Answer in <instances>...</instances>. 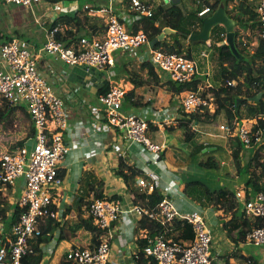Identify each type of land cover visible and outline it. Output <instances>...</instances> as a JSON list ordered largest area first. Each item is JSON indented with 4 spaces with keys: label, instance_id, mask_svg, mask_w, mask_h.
I'll list each match as a JSON object with an SVG mask.
<instances>
[{
    "label": "built area",
    "instance_id": "1",
    "mask_svg": "<svg viewBox=\"0 0 264 264\" xmlns=\"http://www.w3.org/2000/svg\"><path fill=\"white\" fill-rule=\"evenodd\" d=\"M3 1L17 7L33 8L43 0ZM107 1V5L96 9L90 5L84 7L90 15L108 16L105 33L101 37L89 38L85 35L76 46L67 47L57 41L58 29L54 28L46 30L45 42L37 51L20 38L0 44V107L7 104L9 108H18V105L24 102L35 128V135L30 139L34 141L32 149L25 146L13 152L3 153L0 157V188L11 187L18 179L24 180L23 196L17 203L23 211L10 236L0 241V264H22L25 256L34 253L33 242L41 236V224L44 220H59L62 216L57 208L60 196L56 189L64 183L61 165L69 155L71 147L65 142L63 134L70 132L71 128L65 103L40 71L39 61L43 55L70 67L80 65L98 72H107L115 65L114 54L117 51L136 54L137 50L148 46L149 58H143V61L151 62L165 81L182 85L191 82L199 74L195 61L183 55L154 50L145 32L132 33L136 22L154 16L158 0ZM72 2L74 1L56 2L54 9L60 14L68 10L70 14L67 15H73L78 9L67 8L73 6ZM173 2L174 0H162L164 4ZM208 13L210 8L203 10L199 16L203 17ZM257 13L260 22L259 33L264 39V0L260 1ZM126 93L123 87L117 86L103 93L99 99L102 109L97 118L102 122L103 129L117 130L129 146H144L151 154L152 161L158 163L167 148L149 138L147 120L123 110ZM178 97L183 114L196 113L203 108L214 109L213 100L204 97L201 92L187 91ZM169 113L170 110L162 113L164 118L161 124L171 120ZM218 128L223 136L238 138L247 147H257L256 152L259 151L260 155L263 152V132L260 129L254 131L253 120H234L231 123H223ZM74 133L77 138L74 144L79 148L85 146L86 143L81 141L80 127H76ZM136 182L137 187L147 194L161 187L157 173L140 176ZM162 194L164 199L156 211L137 205L130 212L141 218L148 217L158 221L165 228L159 237L145 236L148 244L144 250V258H152L157 264H214L213 234L204 217L197 212L183 213L177 207L173 196L178 199L184 196L179 190L168 188ZM233 199L242 204L249 217L258 218L260 221V225L247 234L245 244L248 242L260 248L264 247V191L256 194L254 198H247L245 191H237ZM88 215L100 229L108 231V238L93 249L71 248L68 259L74 264H108L111 255L110 232L118 222L123 225L130 224L128 214L122 209L119 200L94 199L89 204ZM176 219L192 226V241L166 239ZM133 259L137 262L139 255L135 253Z\"/></svg>",
    "mask_w": 264,
    "mask_h": 264
},
{
    "label": "trees",
    "instance_id": "2",
    "mask_svg": "<svg viewBox=\"0 0 264 264\" xmlns=\"http://www.w3.org/2000/svg\"><path fill=\"white\" fill-rule=\"evenodd\" d=\"M47 1L55 3L64 0ZM75 1H83L84 6L91 4L92 8L96 9V7L93 6L96 3L95 0ZM260 1L261 0H193L194 7H192L190 12H183L178 28L173 25L171 20L166 19L167 16H165L163 7L155 6L154 16L149 18V20L159 24V30L153 35L145 32L149 38V42L167 27L180 32L182 35L171 34L167 36L165 40L159 42L155 46L154 50H160L168 54L183 55L195 61L198 65L199 74L195 76L191 82L182 85L171 81L163 82V78L160 77V72L151 62L143 61L138 65L139 67H132V64H134L133 61L136 60L135 55L134 53L124 51L123 53L126 57H122L119 63L121 66L120 71L124 73L127 82L133 87L131 91L126 93L124 101L126 107L138 108L147 105V103L143 104V97L137 95L136 90H138V88H150L152 90L157 87L165 88L166 91L174 96H180L187 91L201 92L204 97L213 100L214 112H211L209 108H203L196 113H184L182 114L183 123L180 124V129H187L188 131L190 125H195L196 127L206 126L207 124L215 123L220 117H224L226 123H231L234 120L241 121L247 119L254 121V131L259 129L262 130L264 137V39L259 33L260 22L257 13ZM182 2L183 0L180 3L172 4L181 5ZM221 5L225 6L228 17L239 27V30L235 32L236 44L238 38H240L241 31H250L254 34L257 33V45L253 52L236 45L239 53L244 57L242 60L237 58L232 53L230 47L225 44L226 30L223 26L218 25L212 29L208 42H191L189 40L191 34H198L202 31L203 20L212 16ZM84 6L73 15L59 17L50 27L51 30L54 28L58 29L56 39L67 47L76 46V44H78L79 40L84 36L82 31L88 30L87 33L93 36L97 33L100 35L104 34L106 23L104 24L98 17L90 15L88 11L84 10ZM206 8H210V13L200 18L199 14ZM127 9H129L128 6ZM189 16L202 19L200 31L192 32L188 27L185 28L186 26L181 24L185 22L186 18ZM140 22L141 21L134 24L132 33L135 34L139 31ZM13 39V36H1L0 44L11 42ZM146 48H148V46H146ZM211 50L213 52L212 59L216 60V67L218 69L216 76L212 78V82H210L211 78H208L211 75L208 74V70L206 69L207 65L205 58L207 57L204 56V54ZM201 60H204L205 63H202ZM128 67H131L132 70H129ZM145 71L146 78L144 77ZM203 79H209V83L203 81ZM229 83H233L234 85H229ZM108 90L109 88H106L102 94L106 93ZM258 97L259 100H254V98ZM15 111L25 112L31 120L29 112L24 107H22V109L19 107L9 108L7 104H4L0 107V124L8 121ZM168 129L172 131L173 128L168 127ZM34 135L35 128L31 121V131L27 139H32ZM189 137L191 136H187L188 143L194 146L192 155L202 157L200 166L209 170L219 169L220 165L212 157L213 153H202V151L208 147L203 143L198 144L193 142L195 138ZM27 143L28 141L26 139L18 141L11 146L10 152L25 147ZM234 145L235 148L233 147L232 156L237 169L239 172L246 170L249 173V179L245 184L246 197L254 198L256 194L264 191V162L261 159L260 152L257 151L251 158L247 170V168L243 166L242 152L244 144L241 143L238 138H235ZM116 175L127 184V190L134 193L135 205L144 206L151 211L157 210L159 204L164 199V195L160 189H156L152 193L147 194L133 187L135 178L143 175L141 171L127 165V163L121 159ZM80 184L81 187L78 197L75 199L74 203L68 207L66 213L62 214L61 218L65 219L71 211H76L80 220L79 224L75 227L77 230L84 229L92 235L91 241L86 245H81V248L93 249L103 242L104 239L108 238L109 233L107 230L100 229L90 216L87 218L82 217V211L85 208L88 209L89 204L94 199L120 201L121 197L118 195L107 197L105 194V182L94 171L86 172L81 178ZM189 185L192 184H188L186 188H188ZM185 191L188 194V190L185 189ZM204 192L210 202L219 210L227 211L237 207V204L233 201L234 193H231L226 188H221L213 193L208 190H204ZM2 202L3 203L0 202V219L4 223L6 222L8 227L7 230L9 231L19 222L23 210L16 204L12 210V219L7 221L10 205L6 201ZM228 225V236L234 242L240 243L246 240V236L249 232L260 225V221L258 218L249 217L244 212L240 217L231 220ZM170 229L171 232L166 236L167 240L190 242L194 239L192 226L185 221L178 219L174 220ZM57 230L59 231L58 245L69 238L67 236L68 232L61 227V222H59V220L53 218L44 220L41 224L42 234L33 242L34 253L25 256L22 260V264H42L45 258L43 247L52 241L55 235L54 233ZM164 231V226L158 221L148 217H142L139 220L134 230L137 246L135 253L139 255L137 264H157L152 258H144V250L148 244L145 236L156 238L162 235ZM5 239L6 237L3 233H0V241ZM70 249L71 248H69V250ZM68 251L62 256L58 264H74L68 259Z\"/></svg>",
    "mask_w": 264,
    "mask_h": 264
},
{
    "label": "crops",
    "instance_id": "3",
    "mask_svg": "<svg viewBox=\"0 0 264 264\" xmlns=\"http://www.w3.org/2000/svg\"><path fill=\"white\" fill-rule=\"evenodd\" d=\"M73 1V6H68L67 8L69 9V7H71L70 9L77 8L79 10V1ZM95 1L96 3L93 6L96 8L108 4L107 0ZM2 3L5 6H2ZM55 3L43 0L38 6L24 9L23 7L21 8L14 5L10 6V4H5L0 1V37L13 36L14 38L23 39L30 44L33 50H39L45 42L46 30H49L59 17L70 14L68 10H65L62 14L57 13L54 9ZM115 5L118 7V3ZM39 7L40 9L42 7L47 8L43 17L44 21L41 20L35 13L36 9L38 11L40 10ZM67 11L69 13H67ZM94 16L98 17V19H100L101 22H104V24L106 23V19L102 15L97 14ZM87 32L88 30L82 31L83 35L89 36V38H98L104 35L97 33L93 36ZM134 55L136 57V62L133 61L134 64H132V67H139L138 65L143 62V58H149L148 48L145 54ZM122 57H126L124 53L116 52L114 54V67L119 65ZM67 67L68 66L63 62L57 61L46 55H43L39 61V68L42 75L47 78L48 83L56 90L59 97L65 103L71 128L70 132L67 131L63 134L65 136V142L71 147V151L61 165V177L64 179V183L68 182L70 185L65 192V197L68 199L63 200V204L67 206L64 210L60 209L59 200L57 208L59 209L61 215L66 213L68 207L72 205L78 197L81 187V178L88 171H94L105 182V194L107 197H111L113 195L121 197L120 203L122 205V209L128 214L127 216L130 224L123 225L118 222L111 230V255L108 264H137V262L133 259L137 247L134 230L141 217L130 213L134 207L137 206L134 203V193L129 192L127 190V184L124 180L116 175V171L119 167V161L121 159L124 160L127 165L135 167L137 170L141 171L143 173L142 176L150 173H157L160 176L161 187L159 189L162 193H164L166 189L171 188L174 190L177 189L180 193L182 192L184 194L181 199L176 198V196H173V199L176 202L177 207L183 213L197 212L204 217L213 234L212 254L214 264H238L240 259L249 262V264H259V261L255 259L254 256H250L242 251L243 248L246 247L245 241L236 243L228 236L229 222L240 217L241 214L244 213L241 203L233 200L237 204L235 209H229L227 211L219 210L210 202L208 197L203 195L205 202L208 203V209L204 211L201 210L197 203H195V201L189 196L190 187L196 183L198 188L196 193L201 192V189H203V191L209 189V192H216L221 188L229 190V187H232L231 183L233 184V182H235V187H233V189H235L234 192L245 191V184L249 179V175L248 178H244L243 180L239 177L241 172L238 175L233 172L228 178L218 173L217 177L219 178L211 181V178H215L216 176L210 175V173L214 171L208 169L204 171V174L198 169L199 171L194 170V173L190 172V167L192 168L199 165L202 162V157L192 155L194 146L187 145L188 142L183 136L184 132L182 129H177V126L183 123V112L180 98L172 95L166 91L165 88L157 87L153 90L150 88H138V90H136L137 95L143 97V104L147 103V105L138 108H129L126 107V104L124 103L123 110L125 112L135 114L149 122V138L157 144L165 145V148H167L165 152L162 153L161 161L156 163L152 161L151 154L147 152L144 146L140 144L129 146L117 130L112 128L103 129L102 122H99L97 118L98 113L101 112L102 109L99 99L102 92L105 91L106 88L117 86L123 87L127 92L132 90L133 87L127 82L124 73L122 72L121 74H117L115 72L116 75H113L111 70L113 67L107 72L97 71V74L89 77L88 83L83 85L82 82L77 80L71 82L65 81L68 78L67 75L63 77L61 74H64V70L65 73L66 70L70 72ZM128 69L132 70L131 67H128ZM145 73L146 71L144 72V77L146 78ZM160 77L162 78L161 75ZM205 81L209 83V79ZM163 82L167 81L163 79ZM166 110H170L169 116L171 120L167 123L161 124V121L164 118L162 113ZM76 127H80L82 132L81 141L86 143L85 146H81L80 148L74 144L76 143L77 138L75 137L73 130H75ZM168 127H172V131H169ZM198 128L199 127H197V129ZM150 130H153L151 131L152 133H150ZM219 138L220 139H217L218 142H205L204 145L213 149L211 151L214 152L212 157L220 165V168L216 171L220 172L223 169L222 165L225 164L224 160L228 158L226 151L229 152V156L231 155L229 162L233 159L232 150L233 147L235 148V138L232 137L229 138L232 140H227L228 137L223 135L221 137L219 136ZM221 140H223V142H221ZM233 140L234 142L230 143L232 149L230 148V145L228 148L227 143ZM196 143L199 144L202 142L197 141ZM168 151H172L173 155L169 156L167 154ZM202 153L204 152L202 151ZM244 156L245 154L242 152V157ZM165 162L166 167L164 166ZM248 165L249 163L246 164L243 160V166L247 168ZM171 168L182 169V173H180L181 175L177 174L176 171ZM202 168L200 169L205 170ZM229 170L233 169L230 168ZM138 177L135 178L134 182V189L136 190H140L136 185ZM18 180H21L24 183L23 179ZM73 180H75L74 182L76 183L75 188ZM188 184L192 185H189V187L186 188ZM211 184H213L217 189L212 190L210 186ZM11 187L8 188L7 192L11 191ZM185 189L188 190V194ZM1 190L2 188H0V196L7 202V198H4V194ZM229 191L234 193L231 190ZM60 198L63 199L62 196ZM18 201L15 203L8 201L10 204V212L13 210ZM86 210L87 208L82 211V215H85L83 212ZM77 217L78 214L76 211H71L65 219H59L61 227L66 230L67 226L71 222L77 226L79 224V222L75 220ZM221 220L223 222H221ZM218 221L219 224L217 227L216 224ZM0 222H2L0 223V233H3V235L8 238L11 230H7L8 227L4 225V222L1 219ZM54 234L55 235L52 241L43 247L44 253L47 256H50V258L51 255H53V246L56 245L57 247V240H59V231L57 230ZM88 235L89 232H87V238ZM68 237V240H65L68 242L69 248L75 247L74 245L77 243L75 234L71 233V236ZM89 239L90 238H88V241L90 242L91 239ZM53 242L57 243L53 244ZM258 253L262 258L261 263L264 264V248L260 249Z\"/></svg>",
    "mask_w": 264,
    "mask_h": 264
},
{
    "label": "rangeland",
    "instance_id": "4",
    "mask_svg": "<svg viewBox=\"0 0 264 264\" xmlns=\"http://www.w3.org/2000/svg\"><path fill=\"white\" fill-rule=\"evenodd\" d=\"M0 1L4 2L3 0H0ZM156 5H157V7H163L164 8L165 16H167L166 19L171 20L173 25L176 28L179 27V21L181 20V16H182L183 12H186V11L190 12L192 7H194L193 0H183L181 5L172 4V3L164 4V3H162V0H158V1H156ZM2 6H5V5H3V3H2ZM10 6H12V5H10ZM79 6H80V8H83L84 2L79 1ZM39 9H40V7H39ZM45 11H47V8L42 7L39 11L36 9L35 13L39 16V18L41 20H43L44 19L43 17L45 15ZM104 17H105V19L108 18L107 15H104ZM201 21H202V19H199V18L197 19L196 17H190L189 16L186 18V21L182 22L181 24L185 25L186 26V27L184 26L185 28L188 27L190 29V31L195 32V31L201 30ZM158 30H159V24H157V23H155V22H153L147 18H143L141 20L140 25H139V31L150 33V35H153ZM238 30H239V27L236 26L235 32H237ZM257 37H258L257 33L254 34V33H251L250 31H247V32L241 31L240 38H238L236 45L240 48H246L248 51L253 52L255 50L256 45H257ZM146 51H147V48L143 46L141 49L136 51V54L137 55L138 54H145ZM123 52H124L123 50L117 51V53H123ZM206 54H207L206 55L207 58H205V62L207 65L206 69L208 70L209 74L211 75L208 78L209 79L211 78L210 82H212V78L216 76L218 69L216 67V60L212 59V54H213L212 50L207 52ZM201 62L205 63L204 60H201ZM68 68H69L70 72H68L66 70V73H65V70H64V74H61V75H63V77L65 75H67L68 78L65 80L67 82L77 80V81L82 82L83 85H86L89 81L88 78L95 76L97 74V71L95 69H88V68H86L84 66H80V65L74 66V67L68 66L67 69ZM120 69H121L120 65H118L117 67H113L111 69L113 75H116L115 72L117 74H121ZM203 81H205V79H203ZM88 86H89V84H88ZM18 106L20 109H22V107L27 109V106L24 102H22ZM214 110H215V108L212 109L211 112H214ZM225 121L226 120L224 117H220L218 119V121H216L215 123L207 124L206 126H200L198 129L195 125H191V127L189 128L188 131H187V129H182V131L184 132L183 136H184L185 140H187V136H191L189 138H195L193 141L195 143L197 141L202 142L203 144L205 142H218L217 139H220L219 136L221 137L222 135H224L221 133L218 126L222 125L223 123H226ZM177 129L180 130V125L177 126ZM30 131H31V120L28 118L27 114H25V112H22V111H17V112L15 111L14 114L9 118L8 121L0 124V157L3 153L10 152V148L12 145L17 143L18 141H22L25 139L28 141L26 146L29 149H32L34 146V141L27 139ZM151 131H153V130H150V133H152ZM73 133H74V130H73ZM223 140H226V139H223ZM223 140H221V142H223ZM227 140H232V139L227 138ZM187 142H188V140H187ZM233 142H234V140L229 141L227 143L228 148H229L230 143H233ZM187 145H191V144L187 143ZM230 148H231V145H230ZM256 150H257V147L244 146V149H243V153L245 154V156L243 157L244 163H246V164L250 163L251 158L253 157L254 154H256ZM211 153H214V152H211ZM226 153L228 154V158H226V160H224L225 164L222 165L223 169L220 172L216 171V170H211L214 172L210 173V175H212V176L216 175L215 178H211V181L219 178V177H217L218 173H220L222 176L227 177V178L233 172H234V174L236 173L237 175L240 173L239 170L237 169L236 165H235L234 160L232 159V161L229 162V158L231 156V155L229 156V152L226 151ZM167 154L169 156L170 155L172 156L173 152L168 151ZM194 154H196V153H194ZM261 159L264 162V148H263V152L261 153ZM164 166L166 167V162L164 163ZM200 168H202V166H200V164L195 166V167H192V168L190 167V172L194 173L193 172L194 170H196V171L200 170L201 173L205 174L204 171L208 170L206 168H202L205 170H201ZM230 168L233 170H229ZM171 169L176 171L177 174L182 173V169H174V168H171ZM248 175H249V173L246 170L245 171L243 170L240 173L239 177L244 180V178H248ZM75 178H77V177H75ZM208 178H210V177H208ZM74 181L75 180H73V184H74V188H75L76 183ZM216 182H217V180H216ZM234 184H235V182H233V184L231 183L232 187H229V190H231L233 192L235 191V189H233V187H235ZM23 185H24L23 181L18 180L15 182L13 187H11V191H8V192H7V190L9 188V186L2 187L1 192H3L4 198H7V202L9 201V202L15 203L22 198V196H23ZM210 186H211L212 190L217 189L213 184H211ZM69 187H70V185L68 184V182H65L62 184L61 187L56 189V193L60 197L62 196V198H63V199L59 198L60 209L64 210L67 206V205L63 204V200L68 199L67 197H65V192L67 191V189ZM134 187H135V183H134ZM196 187H197V184H194L190 187L189 196L195 201V203H197V205L200 207L201 210L206 211L208 209V206H207L208 203L205 202L203 195H205V197H207V195L205 194L203 189H201V192L196 193L198 190V188H196ZM2 201H4V199L0 196V202L3 203ZM87 211H88V209L83 212V213H85V215L83 214L82 217H86V218L88 217ZM11 215H12V211L9 212V217H8L7 221L12 219ZM75 220L79 222V220H80L79 216L77 218H75ZM219 221L216 224L217 227H218ZM221 222H223V221L221 220ZM0 223H2V222H0ZM4 225L7 227L6 222L4 223ZM66 230L68 232L67 236H71V233L75 234V236H76L75 238L77 240V243H75V245H74L75 247H78V246L81 247V244L86 245L89 242L88 238L92 239V235L90 233H89L88 238H87V232L84 229L77 230V228L75 227L73 222H71L67 226ZM72 239H74V238H72ZM55 243H57V242H53V244H55ZM245 246L246 247H244L242 251H244V253H246L250 256H254V258L259 261V264H263V263H261L262 258L260 256V254L258 253V251L264 247L260 248V247H257L255 245L251 244V243H248V242L245 244ZM53 248H54V250H53V255H51V258H50V256H47L45 254L46 259L44 258V260H45V263L43 261L44 264H58V262L62 258V256L69 250V244L67 241H62L60 244L57 245V247H56V245H54ZM238 264H249V262L243 261L242 259H240L238 261Z\"/></svg>",
    "mask_w": 264,
    "mask_h": 264
},
{
    "label": "water",
    "instance_id": "5",
    "mask_svg": "<svg viewBox=\"0 0 264 264\" xmlns=\"http://www.w3.org/2000/svg\"><path fill=\"white\" fill-rule=\"evenodd\" d=\"M181 0H174L173 3H180ZM223 26L226 30V39H225V44L228 45L232 51V53L239 59H244V57L239 53L236 43H235V27L236 24L233 20H231L226 12L225 6L221 5L219 7L218 10H216L212 16H210L209 18H206L205 20H203V29L201 32H199L198 34H191L189 36V40L191 42H196V41H200V42H208L210 39V35H211V31L215 26ZM171 34H180L182 35L180 32H177L174 29H171L169 27L164 28L162 30V32L156 36L151 42H150V46L151 48H155V46L165 40V38ZM254 100H259L258 98H254ZM213 149L212 148H208V149H204L203 152H211Z\"/></svg>",
    "mask_w": 264,
    "mask_h": 264
}]
</instances>
